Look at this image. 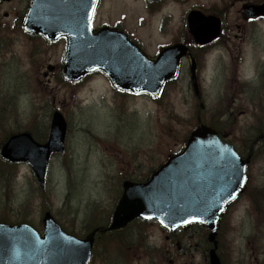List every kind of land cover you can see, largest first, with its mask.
I'll return each mask as SVG.
<instances>
[{
    "label": "rangeland",
    "instance_id": "rangeland-1",
    "mask_svg": "<svg viewBox=\"0 0 264 264\" xmlns=\"http://www.w3.org/2000/svg\"><path fill=\"white\" fill-rule=\"evenodd\" d=\"M26 1L0 3V138L13 131L30 130L47 140L48 135L43 131L48 129L49 133L51 116L60 110L68 122L66 153L52 157L45 194L41 193L28 165L3 168L0 222L24 216L28 223L42 231V214L50 206L57 221L72 232L83 234L90 216L98 212L101 213L98 217H107L114 209L120 189L119 175L126 176L127 171L134 172L138 168L136 175L142 178L151 167L157 168L170 155L180 153L186 136L198 127L200 104L190 88L186 61L178 81L167 86L165 96L157 102L148 97L115 95L106 80L97 76L79 88L54 82L48 87L41 86L39 82H46L42 76L46 68L41 65L47 61L58 63L64 45L49 47L22 34L19 19L26 13ZM227 1L232 0H191L179 8H166L163 13L172 15V19L162 29L161 16L147 12L143 0H101L95 26L114 24L125 18L127 29L154 55L158 45L169 43L176 36L188 8L201 5L209 12L217 4L215 6L221 10L222 2ZM238 11L239 5H236L230 11V20L237 18ZM6 13L8 17L4 16ZM220 57L223 54L209 56L202 74L206 109L218 108L223 98V84L228 81L225 74L218 80L212 70V59ZM247 67V76H250L249 63ZM238 103L237 107L242 109L224 118L228 123L222 132L241 152L247 150L258 130L264 127V121L259 119L264 114L253 117L254 106L239 100ZM243 110L246 111L244 116L237 115ZM181 119L186 120L185 123ZM215 120L209 111L203 112V123ZM250 174L251 190L264 187V143L256 151ZM251 195L256 193L238 200L224 218L219 231L223 264H264V224L255 215ZM144 224L145 231L138 227L130 230L128 243L132 259L128 263L160 264L161 254H165L163 264H168L163 251H175L166 241L169 233L156 222ZM134 234L140 242L158 247V251L135 249L138 239ZM96 251L93 264H127L128 260L120 253H108L104 247ZM191 264H204V257L197 255Z\"/></svg>",
    "mask_w": 264,
    "mask_h": 264
},
{
    "label": "water",
    "instance_id": "water-1",
    "mask_svg": "<svg viewBox=\"0 0 264 264\" xmlns=\"http://www.w3.org/2000/svg\"><path fill=\"white\" fill-rule=\"evenodd\" d=\"M97 3L98 0H33L24 29L29 34L42 35L48 43L67 40L66 80L76 83L89 73L102 71L120 91L158 97L164 84L177 78L188 48H167L152 62L122 33L104 27L94 34L92 20ZM244 16L264 17V4L247 7ZM188 25L192 46L210 44L221 34L220 19L200 11L188 15ZM195 70L193 63L192 80L198 97ZM67 132L65 117L56 111L45 144L36 142L29 133L17 134L3 146L1 158L30 165L41 190L46 191L51 156L65 154ZM250 160L251 157L243 160L238 156L215 130H197L184 150L170 157L147 182H124L111 225L104 232L124 229L139 219L156 220L169 231L197 223L214 232L223 211L242 191ZM43 223V235L28 225L0 224V264H90L99 229L79 240L67 234L50 212L44 215ZM209 240L214 242L215 234ZM210 260V264H220L215 250Z\"/></svg>",
    "mask_w": 264,
    "mask_h": 264
},
{
    "label": "flooded vegetation",
    "instance_id": "flooded-vegetation-1",
    "mask_svg": "<svg viewBox=\"0 0 264 264\" xmlns=\"http://www.w3.org/2000/svg\"><path fill=\"white\" fill-rule=\"evenodd\" d=\"M143 1L145 10L147 12L152 15L161 16L160 27L163 29L167 25L169 20L172 19V15L163 13L164 9L171 6H177L179 8L188 4V2L191 0H158L155 2H151L150 0ZM31 2L32 0L26 1L27 10L30 7ZM263 3L264 0H232L229 2H222L221 10H219L217 8L218 6H215L217 4H215L213 6L215 8H212L209 12L206 11V14H214L221 18L222 34L214 43L199 49L190 47L191 36L187 28L186 16L191 10L200 9L201 11H204L203 6L201 5H195L187 9V11L185 12V18L183 19L184 24L176 32V36H173L172 41H170L169 43L158 45L156 53L154 55L149 53L146 44L136 34L130 32L129 29H127L125 18H120V20L115 21L114 24L104 23L99 26H95L93 27V30L94 32H96L103 26L108 25L115 31L125 33L126 36L133 43H135L141 49V51L151 60H155L160 52L165 48L171 47L175 44H184L189 47L190 54V56L189 54L186 56L184 61L187 62L188 60V63L190 64V57L192 56L196 62L197 73H199L201 70L200 57L202 53L203 57H205V63H207V58L209 56H217L218 54H223V57L217 58L215 60L214 58L212 59V70L216 73L218 80L220 79V76L222 74L226 75V73L223 71V69L225 68L229 74H231L233 70H236V72L241 70L243 75L247 77L248 70L246 64L250 63L252 73L250 77L248 76L249 82L244 81L243 83H241V85L235 84V88L232 94L235 97H245L246 93H248L252 98L251 105L255 107L257 105H264V30L262 29V27H264V19H245L242 12L247 5H262ZM236 5H239L237 18L230 20V11L235 8ZM223 10H226L227 12L223 13ZM60 43H63L64 45L61 60L58 63L47 61L44 65H41L43 68H46V70L50 65H52L54 66V70L51 71L48 76L44 75L45 72L42 73V76L45 78L46 82L39 83L41 86L48 87L52 82L58 84L57 80L58 78H61V84L75 88L76 85L74 84H70L68 82L63 83V59L65 56L67 41L60 40L58 44ZM230 58L233 59L232 64L230 62ZM39 74H41V72ZM94 76L104 78L110 89H113V85L109 76H106L102 73H97ZM225 86H227L226 82L223 84V90L226 89ZM237 99H239V97ZM259 138H264V133L261 134ZM194 238L195 237H193V239ZM207 239L208 234L206 231V242ZM168 242L170 248H175V251L170 250L167 254L169 257V262L171 264H178L176 263L177 260H179L181 264H186L185 257L195 258L196 253L198 252V249H196L197 247H195L192 252L189 249H183L182 244L180 242H177L176 240L173 241L172 238H168ZM207 250L208 249L206 247H203V251L205 253L207 252Z\"/></svg>",
    "mask_w": 264,
    "mask_h": 264
},
{
    "label": "trees",
    "instance_id": "trees-1",
    "mask_svg": "<svg viewBox=\"0 0 264 264\" xmlns=\"http://www.w3.org/2000/svg\"><path fill=\"white\" fill-rule=\"evenodd\" d=\"M164 96H162L161 98H163ZM2 106V101L0 99V107ZM181 121H183V119H181ZM211 127H215L214 125H210ZM14 132V131H13ZM12 134V132H11ZM10 134V135H11ZM33 134L35 135L36 139L40 142L44 141L45 140V136H42V135H39L38 132H33ZM9 138V135H5L4 137L0 138V147L1 145H3L6 140ZM12 166L9 165V164H5L1 159H0V175L2 176L3 174V168L5 169H9L11 168ZM145 177V176H143ZM120 178V177H118ZM140 181V180H139ZM143 181V180H142ZM47 210H51V207L49 206L47 208ZM101 214V213H100ZM98 212L95 213L94 216H90L89 217V220L90 222H88V225H87V229L89 231L95 229V228H100V226L104 225L105 223H103L104 221H108L109 218H101L98 217V215H100ZM27 218H25L24 216H17L15 219H12V220H5L3 221L4 223H8V224H19V223H23V222H30L28 220H26ZM62 224V223H61ZM63 228H65L67 231L73 233V234H76L74 232H72V230L66 228L65 225H63ZM145 224L144 223H134L132 225H130L127 229L123 230V231H120V232H117V233H113V234H109V235H102L100 234L97 238V243L98 242H103L101 244H97L98 246H96V250L101 248V247H104L106 248V251L108 253H111V254H114V253H120L123 255V257H125V259H127V264H129L128 262L132 259L130 258V252H129V243H128V238H129V234H130V230L133 228V227H138L140 229V231H145L146 228H145ZM103 228H106V227H103ZM135 237V239H138L137 241V244L135 249L137 248H143L145 249V251H148L149 249H151V247H149L147 245V243H142L140 242L138 236L136 234L133 235ZM96 254H97V251H96ZM164 263V260H163V257L161 256V259H160V264H163Z\"/></svg>",
    "mask_w": 264,
    "mask_h": 264
}]
</instances>
